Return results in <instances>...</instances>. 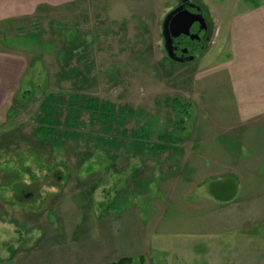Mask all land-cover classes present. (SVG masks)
Masks as SVG:
<instances>
[{"label": "rangeland", "instance_id": "1", "mask_svg": "<svg viewBox=\"0 0 264 264\" xmlns=\"http://www.w3.org/2000/svg\"><path fill=\"white\" fill-rule=\"evenodd\" d=\"M179 3L74 0L0 29V159L17 165L0 167V188L16 194H0V257L91 230L110 235L106 264H153V230L213 215L217 181L207 175L193 205L188 155L219 161L232 135L254 132L233 109L217 27L196 59L169 57L162 24ZM27 158L43 172L30 187L18 182Z\"/></svg>", "mask_w": 264, "mask_h": 264}, {"label": "crops", "instance_id": "2", "mask_svg": "<svg viewBox=\"0 0 264 264\" xmlns=\"http://www.w3.org/2000/svg\"><path fill=\"white\" fill-rule=\"evenodd\" d=\"M73 1L0 0V29ZM196 1L206 8L213 30L217 27L216 42L222 39L227 50L221 70L227 71L235 114L246 126L252 125L254 133L232 135L236 146L223 154L218 150L213 158L219 161L212 159L210 166L200 165L201 151L198 157L188 155L185 189L191 184L192 191L187 196H197L193 205L206 202H199L197 192L206 188L207 175L215 178L217 197H206L214 213L207 217L203 208L186 217L182 223L195 224L190 230H153V264H264V0L258 4L230 0L228 6L223 4L227 0ZM224 187L231 191L228 201L219 198ZM84 232L61 230L62 238L45 239L36 248L0 257V264H106L109 233Z\"/></svg>", "mask_w": 264, "mask_h": 264}, {"label": "flooded vegetation", "instance_id": "3", "mask_svg": "<svg viewBox=\"0 0 264 264\" xmlns=\"http://www.w3.org/2000/svg\"><path fill=\"white\" fill-rule=\"evenodd\" d=\"M179 7H181V9L176 14L168 18L167 21L168 15L173 10ZM174 17L186 21L189 26V30L190 31L194 30V32L192 33L193 41L192 40L186 41L184 37L180 38V40L178 39L175 40V38L172 39V35L169 34V31L171 30V28H173V26H175ZM165 22L167 23L166 25L168 29L167 37L164 34ZM212 32H213V25L208 18V14L206 13L205 9L196 0H180V3L177 6H175L169 13L166 14L162 24V37L167 53H168V49H173L175 47V49H173V52L177 56H183L184 58L193 57V59L185 62H189L196 59L200 52L205 51L207 49V46L212 37ZM177 41L180 45L179 48H176ZM192 43L196 44L195 48L190 52H185L184 50L186 48H189L192 45ZM175 62H179V61H175Z\"/></svg>", "mask_w": 264, "mask_h": 264}, {"label": "water", "instance_id": "4", "mask_svg": "<svg viewBox=\"0 0 264 264\" xmlns=\"http://www.w3.org/2000/svg\"><path fill=\"white\" fill-rule=\"evenodd\" d=\"M181 9V7H179V8H177V9H175V10H173L169 15H168V17H167V21H168V18H170L172 15H174V14H176L179 10ZM185 18V17H184ZM174 20H175V26H173V28H171V30L169 31V34H171L172 35V39H174L175 38V40L176 39H178V40H180V38H185L186 39V41L187 40H192L193 41V39H192V36H193V32H194V30L193 31H190L189 30V26H188V24H187V22L186 21H183L182 19V21L180 20V19H177V18H175L174 17ZM173 20V21H174ZM167 23L165 22V26H164V34L166 35V37L168 36V29H167V25H166ZM172 25H173V23H172ZM192 25V24H191ZM191 41V42H192ZM195 46H196V44H194V43H192V45L189 47V48H186L184 51L185 52H190V51H192L194 48H195ZM180 47V45H179V43H178V41H177V47L176 48H179ZM173 49H175V47L173 48ZM173 49H168V55H169V57L172 59V60H174V61H179V62H185V61H188V60H191V59H193V57H186V58H184L183 56H177L174 52H173Z\"/></svg>", "mask_w": 264, "mask_h": 264}, {"label": "clouds", "instance_id": "5", "mask_svg": "<svg viewBox=\"0 0 264 264\" xmlns=\"http://www.w3.org/2000/svg\"><path fill=\"white\" fill-rule=\"evenodd\" d=\"M0 167L16 169L17 165L15 160L8 162V158H4V159H0ZM24 167L31 168V172L21 173L18 182L22 183L25 186L30 187L33 183V176H35L36 178H42L43 172L39 167L34 166L33 159L27 158L24 162ZM45 189L53 192L56 190L54 186L48 187L47 185H45ZM0 194H3L5 197L9 199L15 197L16 195L15 192L12 191L11 189L5 190L3 188H0ZM36 234L39 235L38 232Z\"/></svg>", "mask_w": 264, "mask_h": 264}, {"label": "trees", "instance_id": "6", "mask_svg": "<svg viewBox=\"0 0 264 264\" xmlns=\"http://www.w3.org/2000/svg\"><path fill=\"white\" fill-rule=\"evenodd\" d=\"M103 110L106 113H108V111H110L108 107H105ZM109 114H110V112H109ZM108 264H135V262H134V259L131 258V257H123V258H121V259H119L117 261H114V262H111V263H108Z\"/></svg>", "mask_w": 264, "mask_h": 264}]
</instances>
